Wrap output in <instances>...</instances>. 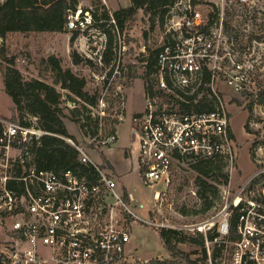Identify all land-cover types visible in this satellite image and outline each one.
Returning <instances> with one entry per match:
<instances>
[{"label": "built area", "instance_id": "built-area-1", "mask_svg": "<svg viewBox=\"0 0 264 264\" xmlns=\"http://www.w3.org/2000/svg\"><path fill=\"white\" fill-rule=\"evenodd\" d=\"M237 1L243 7L252 4V0ZM221 2L224 0L215 1V5ZM195 3L177 0L166 14V37L150 74L153 89L145 90L144 110L132 116L131 140L137 143L144 182L150 188L157 184L163 188L154 192L157 201L178 165L222 159L231 176L237 172L230 112L218 82L223 77L225 85L240 91L243 76L227 74L220 64L221 33L209 31L210 16L196 9ZM92 10L78 4L69 10L66 25L68 32L82 35L87 50L91 38L97 44L96 34L101 39L108 37L94 26ZM118 51L125 53L126 45H119ZM234 69L240 72L242 66ZM105 105L101 99L97 107ZM90 114L99 124L94 134H82L85 143L57 137L76 151L80 165L93 172L38 169L29 148L39 145L50 133L37 126V118H30L26 125L0 115V264L164 261L130 260L131 227L127 219L137 217L128 206L132 196L127 192L126 201L114 174L107 172L110 169L89 155L90 150L113 145L117 133L104 129L103 110ZM262 149L259 147L253 157L254 173L244 177L233 194L229 185L223 186L212 217L191 226L193 234L203 238L200 253L193 259L197 264H264V160L258 153ZM234 217L236 228L232 231Z\"/></svg>", "mask_w": 264, "mask_h": 264}, {"label": "rangeland", "instance_id": "rangeland-1", "mask_svg": "<svg viewBox=\"0 0 264 264\" xmlns=\"http://www.w3.org/2000/svg\"><path fill=\"white\" fill-rule=\"evenodd\" d=\"M103 1L79 0L78 4L83 8L98 11L99 15L104 11L102 7H105L109 16L131 4L130 0H106V5ZM215 1L219 0H196L195 7L208 14L209 19L214 21L207 24L209 31L221 33L220 64L224 66L227 74L243 76L240 91L225 85L223 77L218 82V88L223 92L230 112L231 130L235 136L233 143L238 153L237 172L234 171L232 176L229 174L228 185L233 194L242 179L254 173V158L259 147H263L262 152L258 153L264 160V0H252L250 7L240 6L237 0H224L216 6ZM166 22L165 17L164 26H160L153 16L138 11L123 29L112 22L111 26L107 24L105 28L112 40L109 53L110 37L101 39L102 36L97 34V44L95 45L91 38L88 50L82 35L75 38L71 44L70 32L12 33L5 40L0 37V48L4 45L8 57L14 61L11 65L0 60V115L19 118L5 89L7 67L17 68L25 80L35 78L53 84V74L47 62L52 55L61 59L64 69H71L86 79V90L92 95H97L98 102L104 99V107L89 109L95 114L104 111V129L108 133L110 128H115L118 139L109 147L90 150L89 155L99 165L109 162L115 170L114 177L118 186L123 191L125 187L132 196L128 206L138 217L127 219L131 227V240L127 251L132 262L138 259H171L172 255L159 235V228L172 227L171 229H179L189 237L197 238L200 236L193 234L191 226L210 219L215 213V206L205 210L203 199H200L198 194L200 187L195 182L199 174L192 165H178L174 169L171 183L157 201L154 192L163 191L162 185L157 184L155 188H150L144 182L139 166L137 143L131 140L132 116L142 112L145 105V60L147 61L151 51L159 49L164 42ZM104 43L107 48L102 52L106 45L101 44ZM122 43L127 47L125 53L118 51ZM73 51L82 60L79 65L73 62ZM106 54L110 58L108 62L105 61ZM236 65L242 66L240 72L234 69ZM56 87L60 90L59 86ZM62 93L67 95L66 91ZM251 103L253 108L250 112L248 105ZM74 104L75 102L69 100L63 104L66 128L70 137L85 143L77 118L70 114L75 108ZM76 106L79 107L78 104ZM122 115L123 120L120 119ZM127 151L130 153L126 155ZM107 172L114 174L113 170ZM210 183L216 184L223 194V186L226 185L213 181ZM208 196L214 198L210 192ZM214 199L216 201L218 198ZM178 249L189 254L191 259H196L201 247L195 242L187 241L179 243Z\"/></svg>", "mask_w": 264, "mask_h": 264}, {"label": "trees", "instance_id": "trees-1", "mask_svg": "<svg viewBox=\"0 0 264 264\" xmlns=\"http://www.w3.org/2000/svg\"><path fill=\"white\" fill-rule=\"evenodd\" d=\"M176 1L130 0V6L115 11L112 17L116 25L123 29L138 11H142L153 16L154 20H158L160 26H164L166 14ZM78 3L79 0H4L0 2V37L5 40L12 33L68 32L66 30L68 12L76 9ZM102 9L104 11L100 15L95 10H92L91 13L94 19V26L103 29L110 37L108 44L110 45L108 48L109 53L112 40L105 26L107 24L112 25L111 16L105 11V7H102ZM211 22L214 21L210 20V24ZM78 35L77 31L72 33L71 44L74 43ZM157 50L151 51L147 61L145 60L147 62L145 71L146 92L153 89L154 80L150 77V74L154 70ZM72 56L74 64L79 65L82 60L75 54V51H73ZM109 59V55L106 54L105 61L108 62ZM0 60L11 65L14 64V61L8 57L4 45L0 48ZM88 61L92 64L90 60ZM47 62L53 74V84L35 78L25 80L17 68L7 67L5 71V89L13 101L19 117H13L12 119H19L24 124L29 125L30 118H37V126L50 133L41 138L39 145L35 146L34 144L29 148L31 154H34L38 169L58 171L75 168L82 169L84 172H93L92 169L85 168L77 162L76 151L57 135L70 137L64 120L66 115L63 108V104L68 100L75 102V108L70 111V114L73 118H77L82 134L84 136L89 133L94 134L98 129L99 121L98 118L91 116L89 107L96 108L98 106L97 95H92L86 90L87 81L84 77L75 74L71 69H64L61 59L55 55L49 56ZM56 86H59L60 90ZM62 91H66L67 95L64 96ZM252 108L253 105L251 103V105H248L250 112ZM109 131L113 132L115 128L113 129L112 127ZM231 135L235 139V136ZM191 165L199 174L195 180L200 187L198 190L199 197L203 199L205 210L210 209L215 206V203L220 198L218 186L210 183V181L221 185H228L230 182V175L225 170V163L222 159H213L199 161ZM102 166L112 169L108 162L103 163ZM208 192L218 199L215 201L214 198H210ZM125 193V199L129 201L126 189ZM235 228L236 217L233 218L232 231ZM159 230V235L166 249L171 253L172 258L158 262L161 264H197L190 258L189 254L178 249V244L192 241L202 247V236L199 235L200 237L197 238L189 237L182 231L164 227L159 228Z\"/></svg>", "mask_w": 264, "mask_h": 264}, {"label": "crops", "instance_id": "crops-1", "mask_svg": "<svg viewBox=\"0 0 264 264\" xmlns=\"http://www.w3.org/2000/svg\"><path fill=\"white\" fill-rule=\"evenodd\" d=\"M129 153H130V152H128V151H127V152H126V155H127V154H129ZM108 163H109V162H108ZM109 164H110V163H109ZM110 166L112 167V169H110V170H113V171H114V175H116V173H115V170H114L113 166H112L111 164H110ZM124 188H125V187H124ZM125 189H126V188H125ZM126 190H127V189H126ZM127 192H128V190H127ZM128 193H129V192H128ZM129 194H130V193H129Z\"/></svg>", "mask_w": 264, "mask_h": 264}]
</instances>
